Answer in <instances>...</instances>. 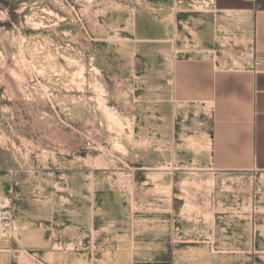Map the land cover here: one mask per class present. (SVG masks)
<instances>
[{
    "label": "rangeland",
    "instance_id": "rangeland-1",
    "mask_svg": "<svg viewBox=\"0 0 264 264\" xmlns=\"http://www.w3.org/2000/svg\"><path fill=\"white\" fill-rule=\"evenodd\" d=\"M4 1L0 207L15 230L0 264H123L177 246L183 264H229L263 245L264 173L212 172L208 109L184 116L170 97L209 0Z\"/></svg>",
    "mask_w": 264,
    "mask_h": 264
},
{
    "label": "crops",
    "instance_id": "crops-1",
    "mask_svg": "<svg viewBox=\"0 0 264 264\" xmlns=\"http://www.w3.org/2000/svg\"><path fill=\"white\" fill-rule=\"evenodd\" d=\"M209 3V10L197 17L201 24L194 42L189 40V50L173 64L172 101L183 104L184 116L194 112L186 107L208 109L212 172L264 173V0ZM262 244L229 250L248 256L229 264H264L253 257L264 254ZM123 264H183V247L163 259Z\"/></svg>",
    "mask_w": 264,
    "mask_h": 264
},
{
    "label": "built area",
    "instance_id": "built-area-1",
    "mask_svg": "<svg viewBox=\"0 0 264 264\" xmlns=\"http://www.w3.org/2000/svg\"><path fill=\"white\" fill-rule=\"evenodd\" d=\"M15 222L13 211L7 206L0 207V236L6 240H12L14 236ZM183 243V241H182ZM58 249H65L67 251H77L79 248L75 245L69 244L66 246L58 245Z\"/></svg>",
    "mask_w": 264,
    "mask_h": 264
},
{
    "label": "trees",
    "instance_id": "trees-1",
    "mask_svg": "<svg viewBox=\"0 0 264 264\" xmlns=\"http://www.w3.org/2000/svg\"><path fill=\"white\" fill-rule=\"evenodd\" d=\"M0 4L3 5L4 7L7 8V10L9 11V14L11 17L14 18V11H15V8L13 7V4L7 2V1H4V0H0Z\"/></svg>",
    "mask_w": 264,
    "mask_h": 264
},
{
    "label": "bare ground",
    "instance_id": "bare-ground-1",
    "mask_svg": "<svg viewBox=\"0 0 264 264\" xmlns=\"http://www.w3.org/2000/svg\"><path fill=\"white\" fill-rule=\"evenodd\" d=\"M171 97V96H170Z\"/></svg>",
    "mask_w": 264,
    "mask_h": 264
}]
</instances>
